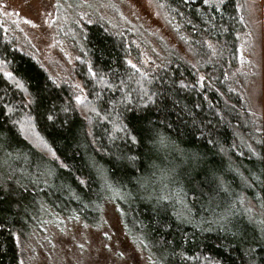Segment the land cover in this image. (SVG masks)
<instances>
[{
  "label": "trees",
  "instance_id": "1",
  "mask_svg": "<svg viewBox=\"0 0 264 264\" xmlns=\"http://www.w3.org/2000/svg\"><path fill=\"white\" fill-rule=\"evenodd\" d=\"M155 2L186 56L141 73L120 37L84 25L83 114L0 25V264H20L15 235L47 215L95 225L108 203L148 264H264V126L231 78L239 0Z\"/></svg>",
  "mask_w": 264,
  "mask_h": 264
},
{
  "label": "rangeland",
  "instance_id": "2",
  "mask_svg": "<svg viewBox=\"0 0 264 264\" xmlns=\"http://www.w3.org/2000/svg\"><path fill=\"white\" fill-rule=\"evenodd\" d=\"M239 12L243 26L231 78L250 113L264 126V0H239ZM94 22L123 40L126 62L141 73L156 70L171 52L186 56L180 32L155 0H0L6 40L32 57L55 84L66 86L81 113L89 107L75 72L80 58L76 39L84 25ZM22 124L19 130L26 139L58 161L44 152L32 128ZM247 207L257 212L256 204ZM56 215H47L25 236L15 235L20 264H148L125 236L112 204L103 208L95 225Z\"/></svg>",
  "mask_w": 264,
  "mask_h": 264
},
{
  "label": "snow or ice",
  "instance_id": "3",
  "mask_svg": "<svg viewBox=\"0 0 264 264\" xmlns=\"http://www.w3.org/2000/svg\"><path fill=\"white\" fill-rule=\"evenodd\" d=\"M132 67H135V65H132ZM6 75H9V76H10V75H11V73H6ZM48 119H52V117H51V116H49V117H48ZM132 142H133V143H135V142H136V138H135V136H133V137H132ZM160 142H161V143H163V142H164V139H163V138H161Z\"/></svg>",
  "mask_w": 264,
  "mask_h": 264
}]
</instances>
